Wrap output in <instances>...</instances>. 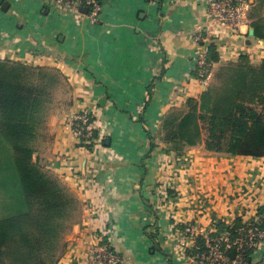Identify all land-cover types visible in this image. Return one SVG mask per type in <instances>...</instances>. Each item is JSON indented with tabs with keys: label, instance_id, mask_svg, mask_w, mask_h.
Listing matches in <instances>:
<instances>
[{
	"label": "crops",
	"instance_id": "obj_1",
	"mask_svg": "<svg viewBox=\"0 0 264 264\" xmlns=\"http://www.w3.org/2000/svg\"><path fill=\"white\" fill-rule=\"evenodd\" d=\"M6 1L7 12L0 2V59L55 69L71 91V102L47 120L35 153L45 171L78 188L83 206L58 264H77L101 231L121 264H189L180 244L185 224L211 232L258 218L264 158L212 153L204 141L175 152L162 141L164 117L203 92L194 70L210 41L195 38L210 28L208 0H101L98 25L53 14L38 0ZM251 28L248 36L212 29L219 53L213 70L242 55L255 65L264 60V43L249 35ZM87 107L99 114V141L107 146L90 150L73 139L69 119ZM251 264H264V242Z\"/></svg>",
	"mask_w": 264,
	"mask_h": 264
},
{
	"label": "trees",
	"instance_id": "obj_2",
	"mask_svg": "<svg viewBox=\"0 0 264 264\" xmlns=\"http://www.w3.org/2000/svg\"><path fill=\"white\" fill-rule=\"evenodd\" d=\"M256 1L264 8V0ZM251 27L256 42L264 43V15L255 16ZM207 47L208 62L218 63L215 42L211 40ZM18 63L0 61V256L14 245L11 257L15 263L56 264L54 248L73 199L41 162L34 160L49 90L28 79L26 67ZM194 74L198 76V71ZM217 80L219 85L205 91L199 101H188V111L164 117L162 141L175 152L204 141L205 149L212 153L264 158V60L255 65L249 56L242 55L238 62L224 67ZM152 93L150 87L146 107ZM140 121L144 123V118ZM146 132L154 150L155 137ZM102 144L107 146L106 141ZM263 215L264 207L256 222L262 230ZM241 226L242 219L237 220L231 234ZM255 251L248 253L250 264ZM235 254L234 248L227 251L231 259Z\"/></svg>",
	"mask_w": 264,
	"mask_h": 264
},
{
	"label": "built area",
	"instance_id": "obj_3",
	"mask_svg": "<svg viewBox=\"0 0 264 264\" xmlns=\"http://www.w3.org/2000/svg\"><path fill=\"white\" fill-rule=\"evenodd\" d=\"M28 1V0H26ZM36 1V0H32ZM51 10V13H64L66 16L87 17L93 24H99L103 14L101 0H38ZM253 0H208L207 14L210 28L206 35L199 34L195 40L205 42L213 40L212 29H222L233 36H248L251 26L250 12ZM43 7V8H44ZM88 8L85 13L84 9ZM208 47L204 46L196 56L198 79L207 84L213 64L208 62ZM68 129L73 139L87 147L101 146L99 134L101 123L99 114L87 107L74 112L68 122ZM264 219V215L262 217ZM256 220H242L241 228L232 235L234 224L224 230L203 231L195 224H185L181 230V247L189 258V264H250L248 253L257 249L264 242V230L259 228ZM103 231L92 235L82 260L77 264H121V258L113 250L111 241H105ZM203 242V245L200 242ZM234 248V258L227 251Z\"/></svg>",
	"mask_w": 264,
	"mask_h": 264
},
{
	"label": "rangeland",
	"instance_id": "obj_4",
	"mask_svg": "<svg viewBox=\"0 0 264 264\" xmlns=\"http://www.w3.org/2000/svg\"><path fill=\"white\" fill-rule=\"evenodd\" d=\"M14 4L16 3L18 6H27L31 5L34 3L32 0H11ZM254 9L252 12V23H253V18L255 16H262L264 15V8L263 6L259 5L257 1H254ZM4 12V11H3ZM4 60V59H0ZM238 62V61H236ZM236 62H230L221 66L216 67L213 70V66L210 69V78L208 79L207 84L202 83L201 85L203 86V92L202 94L207 91L209 88H211L214 85H219L217 76L219 72L226 66L230 64H235ZM15 63V62H14ZM18 63V62H17ZM21 64L22 66L26 67L28 71V79L34 80L35 82H41L42 84L46 85L49 90V102L47 105L46 113H45V120L44 124L39 128V132L43 131L46 124L47 120L49 119L50 115L54 113V111L62 108L63 106L65 107V104L67 102H71L70 97H71V91H70V86L68 84V81L64 78V76L57 70L55 69H50L47 67H41V66H33V65H28L26 63H18ZM38 67H41L40 69ZM202 94L195 100L199 101L200 97ZM188 103L185 109L179 110L175 109L174 111L171 112H186L188 111ZM169 112V113H171ZM168 113V114H169ZM163 132H162V137H163ZM38 140V139H37ZM156 141V140H155ZM37 145V141L35 144V148ZM87 147L90 149L91 146L87 145ZM91 150V149H90ZM34 160H36L34 156ZM47 172V171H46ZM48 173V172H47ZM52 178L56 179L58 183L66 190L68 195L73 199V204L70 208V211L68 213V216L64 220V230L59 234L58 238V243L57 246L54 248L55 254L57 253V258L58 261L56 264L59 263L60 259L66 254L70 247V243L73 242V238H71V233L73 232V229L75 225L79 224L82 221V215H83V210H82V204L81 201L79 200L77 191L78 188L74 187H69L66 183H64L60 178L57 176L48 173ZM54 241V240H53ZM15 249V246L12 245L10 248H5L4 249V254L3 256H0V264H21V263H15V259L11 257L13 250ZM12 252V253H11ZM14 256V255H13Z\"/></svg>",
	"mask_w": 264,
	"mask_h": 264
},
{
	"label": "water",
	"instance_id": "obj_5",
	"mask_svg": "<svg viewBox=\"0 0 264 264\" xmlns=\"http://www.w3.org/2000/svg\"><path fill=\"white\" fill-rule=\"evenodd\" d=\"M0 2H1V4H2V10L5 11V12H7V11L9 10V8H10V4H9V2H7L6 0H1ZM84 12L87 13V12H88V8H85V9H84ZM249 35H250L251 37H254V35H255V30H254V28H251V29H250Z\"/></svg>",
	"mask_w": 264,
	"mask_h": 264
}]
</instances>
